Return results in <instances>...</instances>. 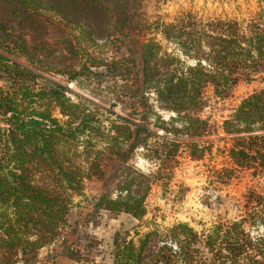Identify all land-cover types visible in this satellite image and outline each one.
Segmentation results:
<instances>
[{"label":"trees","instance_id":"16d2710c","mask_svg":"<svg viewBox=\"0 0 264 264\" xmlns=\"http://www.w3.org/2000/svg\"><path fill=\"white\" fill-rule=\"evenodd\" d=\"M134 4L0 0V264L25 262L44 245L66 243L84 219L72 216L73 197H85L90 178L104 186L91 202L92 213L124 212L140 221L150 185L170 176L180 147L190 159L203 156L199 138L210 131L199 117L205 89L224 98L238 80L255 76L261 86L222 121L232 167L219 174L251 169L262 177L260 190L247 189L232 216L219 214L200 229L176 221L142 233L135 227L130 237L114 232L109 257L111 264H264V20L202 21L181 12L171 23L152 26L133 21ZM145 29L174 50L167 52L153 37L135 50L128 37ZM50 32H60L64 47L50 41ZM126 40L130 52L116 56ZM105 47L113 49L110 56L101 53ZM51 54L57 60L44 64ZM45 72L104 86L107 105ZM118 102L124 113L112 109ZM155 107L173 114L169 121L155 117L159 132L124 115L146 120V114H160ZM136 149L153 170L143 173L128 162ZM113 179L114 198L107 188Z\"/></svg>","mask_w":264,"mask_h":264},{"label":"rangeland","instance_id":"374dc122","mask_svg":"<svg viewBox=\"0 0 264 264\" xmlns=\"http://www.w3.org/2000/svg\"><path fill=\"white\" fill-rule=\"evenodd\" d=\"M134 5L137 9L133 21L138 24L145 21L147 25L152 26L157 22L171 23L173 18L181 12H189L202 21L212 18L239 22L251 19L264 20V0H135ZM144 31L139 34L137 31L134 34L132 32L128 37L134 42L135 50L140 42L150 37H153L154 41L167 52L174 50L173 44L161 40L155 30L145 29ZM73 34L75 35L74 32ZM48 37L52 43L57 42V46L64 47V43L59 42L60 32H50ZM128 45L127 40L119 44L115 55H128L130 52L127 49ZM105 48L101 50V53L105 54L104 56H110L113 49ZM130 50L133 49L130 47ZM55 54L46 57L44 64L55 62L54 60L57 59H52L53 56L56 57ZM65 55L69 56V53ZM71 56L73 59V54ZM17 60L28 65L20 58ZM42 74L93 102L107 105L104 86L98 89L88 79L76 82L54 72ZM260 86L261 80L259 76H255L250 80H238L229 95L224 98L213 97L209 88L205 89L207 105L200 112L199 117L207 120L210 131L199 138L200 145L205 147L203 156L200 159H190L180 147L170 176L162 181H154L150 185L144 199L145 213L140 221L124 212L112 213L100 209L92 213L91 202H94L95 198L104 191V186L101 180L90 178L84 181L85 197H73L72 216L80 213L84 219L68 236V241L44 245L37 250L34 258L25 262H16V264H111L109 251L114 232L124 236L127 234L130 237L135 227L142 233L148 228L154 226L162 228L176 221H185L195 229H200L219 214L225 212L227 216H232L234 203L240 199L241 195L249 188L260 190L263 182L262 177L251 174V169H236L237 171L230 177H221L219 174L221 168L232 167L226 151L230 142L228 135L223 133L222 121L229 117L242 97ZM112 109L116 112L126 111H121L119 102ZM155 110L160 114H146V120H143L140 114L124 115L134 123L145 124L148 129L159 132L152 126L155 117L159 115L163 120L169 121L173 114L156 107ZM172 122L179 127L177 121ZM140 152L142 151L136 149L128 162L143 173L153 170L154 165L144 159ZM114 180L110 181L107 187L112 198L116 194L113 187ZM87 213L89 216H85Z\"/></svg>","mask_w":264,"mask_h":264}]
</instances>
